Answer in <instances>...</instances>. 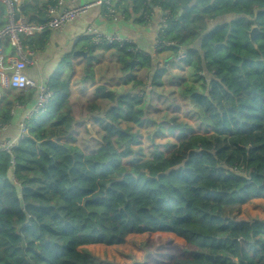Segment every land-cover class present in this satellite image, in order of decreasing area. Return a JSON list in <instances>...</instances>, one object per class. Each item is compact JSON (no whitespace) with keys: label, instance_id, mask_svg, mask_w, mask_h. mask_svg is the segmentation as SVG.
<instances>
[{"label":"trees","instance_id":"trees-1","mask_svg":"<svg viewBox=\"0 0 264 264\" xmlns=\"http://www.w3.org/2000/svg\"><path fill=\"white\" fill-rule=\"evenodd\" d=\"M115 7L138 25L156 7L171 12L160 38L177 43L167 51L176 57L183 50L184 64L201 81L181 91L208 132L195 134L175 117L164 119L155 137L176 135V148L124 164L141 155L134 149L141 141L122 123L142 125L145 95L152 93L135 71L151 72L157 88L165 70L130 52L132 45H114L107 49L116 52L122 84L134 91L93 90L86 112L102 135L85 154L74 144L73 56H64L47 81L54 93L47 112L28 121L29 135L12 154L0 152V264H116L84 247L123 245L130 235H148L145 264H264V220L238 219L242 206L264 200V0H117ZM50 34L21 41L25 50H43ZM82 41L89 53L83 79L94 81L97 47L91 38ZM2 48L13 51L9 40ZM36 98L35 90H6L0 124L14 120V106Z\"/></svg>","mask_w":264,"mask_h":264},{"label":"rangeland","instance_id":"rangeland-1","mask_svg":"<svg viewBox=\"0 0 264 264\" xmlns=\"http://www.w3.org/2000/svg\"><path fill=\"white\" fill-rule=\"evenodd\" d=\"M107 60H109L111 66V74L108 73L111 75V79H108L109 81H104L103 72L101 71L98 73L95 71V75L96 73L98 74L97 79L99 82H107L110 85H117L119 88H111V90L115 91L117 94L134 91L132 85H125L131 86V88H123L119 86L123 81L120 64L114 50L108 55ZM160 70H165V74L162 77L163 85L157 88L152 87V81L150 80L151 72L149 73L148 71L147 74L143 72L139 75L135 72L137 76H140L138 79L143 82L144 86H151L152 93H147L145 95L146 98L143 107L146 110L147 118L143 124L128 125L122 123L123 128L130 126L132 132H136L141 141L139 146L134 147L135 150L141 151V155L138 153L136 157L125 160L124 164L126 165H130L135 158L138 159L140 156L139 159L142 160L152 158L155 149L168 155L176 148L179 143V139L176 135H169L167 133L163 136L155 137L156 125L164 119L175 117L178 119V122L191 125L195 134H205L208 132L207 128L202 126L194 116L188 100L184 98L181 91L185 86H196L198 88L201 85V81H196L193 69L188 68L184 63H173V60H171L168 63L167 70ZM78 82V79L71 80L70 82V88L72 91L71 103L75 118H78L80 122L81 120H84V122L74 130V137L76 140L74 144L85 152V154H89L95 150L96 144L94 142L95 140L90 138L86 128L91 126L93 131L96 132L95 134L98 138L102 135V131L94 125L92 118L91 120H85V117L87 116L86 105L94 100L93 92L90 93L89 91L93 84L89 87L84 86L77 93L73 86L76 83L78 84ZM101 104L104 106L106 101H101ZM97 115L102 114L96 113V116ZM238 219L244 221H253L257 219L264 220V200L255 199L242 206L238 213ZM147 238L148 235H130L126 238V242L123 245H91L84 248L95 258L102 261H109L116 264H145L147 253L150 252L151 248L149 247V244L146 243ZM246 248L252 251V248L247 244Z\"/></svg>","mask_w":264,"mask_h":264},{"label":"built area","instance_id":"built-area-1","mask_svg":"<svg viewBox=\"0 0 264 264\" xmlns=\"http://www.w3.org/2000/svg\"><path fill=\"white\" fill-rule=\"evenodd\" d=\"M79 0H57L55 5L48 6L46 9V20L44 22H31L22 15L20 8V0H0L6 10L7 23L0 28V100L3 90H35L37 98L30 106L16 105L11 110V117L18 119L16 127L18 134L13 139L2 138L13 121L10 124H0V152L12 154L19 142L29 135L28 121L35 115L47 112L54 98L52 89L46 83H37L30 79L25 71L28 66L34 64L33 58L35 53L25 50L21 38L34 37L46 31L62 33L64 29L75 20L80 18L84 13L88 12L95 6H102L107 9V15L114 22H117L123 15L113 7L112 0H94L92 2L78 4ZM66 4H70L69 8H64ZM171 18L169 10H162V17L157 28V38L154 45L155 52L167 51L172 47H177L176 42L166 41L160 38V34L168 27V21ZM144 19L150 21L149 15L144 13ZM91 35V44L97 48H109L114 45L120 47L126 44L132 45L130 52H140L135 42L128 37H124L119 33H103L94 28L88 27ZM9 40L12 46V53L5 55L2 48V42ZM141 53V52H140ZM186 53L179 49L174 61L184 63ZM13 73H10V72ZM201 76L206 77L203 72ZM151 86H147L146 90H150ZM143 92L137 93L138 97H142Z\"/></svg>","mask_w":264,"mask_h":264},{"label":"crops","instance_id":"crops-1","mask_svg":"<svg viewBox=\"0 0 264 264\" xmlns=\"http://www.w3.org/2000/svg\"><path fill=\"white\" fill-rule=\"evenodd\" d=\"M49 0H20V8L22 15L31 22H44L46 20V8L45 5ZM94 0H79L78 4L92 2ZM113 7H115L117 0H112ZM71 5L66 4L64 8H69ZM120 13L121 11L117 9ZM122 14V13H121ZM138 17V16H137ZM151 19L146 24L138 25L134 23L135 17L124 18L121 17L117 22H114L110 16L107 15V9L102 6H95L91 8L88 12L84 13L80 18L75 20L73 23L69 24L62 33H56L50 31L49 41L47 42L45 49L30 50L35 53L32 66H28L25 73L26 75L37 83H46L50 76H52L63 59L64 56L72 54L73 56V66L75 67V74L71 80L78 79V84L76 83L75 92H79L84 86L91 88L89 89L90 93L98 86H106L108 89L119 88L117 85H110L107 82H99L97 79L98 74L96 73L94 81H84V72L89 57L87 56H74L76 51L81 50L82 38L88 37L91 38V35L88 32V27L93 26L97 30L103 33H119L124 37L131 38L139 51L146 56L151 57L156 63L159 64L160 69H166L168 63L173 60L175 63L171 51L155 52L154 45L157 38V28L162 17L161 8L156 7L153 10V13L149 16ZM37 18V20H34ZM7 23L6 10L3 13H0V28ZM212 26V25H211ZM92 40V38H91ZM3 41L2 43H4ZM91 44V41H89ZM112 52L111 49L107 48H96L94 52V74L95 71L103 72V80L109 81L111 79V66L108 59V55ZM12 52L9 50L5 54L8 56ZM174 57V58H173ZM107 58V59H106ZM119 66V64L117 63ZM137 75L142 74L143 72L147 74L148 70L139 69L136 70ZM109 73V74H108ZM106 75V76H105ZM140 77V76H137ZM123 88H131V86H125L122 83L119 85ZM72 87V86H71ZM71 89V88H70ZM73 89V88H72ZM8 90H3V93ZM101 103V101H99ZM20 118V115L18 116ZM19 118L13 120L9 130L2 135V138L13 139L17 136L18 130L16 123ZM92 115H87L85 120H91ZM77 120H79L77 118ZM84 120L77 121L78 127Z\"/></svg>","mask_w":264,"mask_h":264},{"label":"water","instance_id":"water-1","mask_svg":"<svg viewBox=\"0 0 264 264\" xmlns=\"http://www.w3.org/2000/svg\"><path fill=\"white\" fill-rule=\"evenodd\" d=\"M258 32V28H253V30L251 31L250 33V38H251V41L254 43L255 41V37H256V34ZM74 56H84L86 57L87 56V53L84 52V51H76L74 53ZM132 64H134V61L132 62ZM10 73H13L12 71ZM88 131L90 133V137L94 140H97L98 137L96 136L95 132L93 131L92 127L91 126H88Z\"/></svg>","mask_w":264,"mask_h":264}]
</instances>
